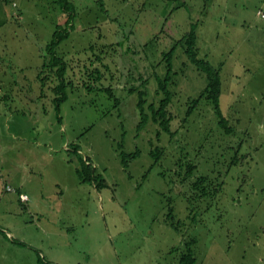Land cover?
Listing matches in <instances>:
<instances>
[{"label":"rangeland","instance_id":"obj_1","mask_svg":"<svg viewBox=\"0 0 264 264\" xmlns=\"http://www.w3.org/2000/svg\"><path fill=\"white\" fill-rule=\"evenodd\" d=\"M68 1L55 51L72 84L57 88L38 74L63 1L0 0V264H181L189 242L194 264H264V0ZM191 25L198 57L220 69L232 134L204 98L186 115L207 80L181 44L166 85L173 134L139 125L138 92L147 113L164 53ZM198 175L219 190L195 199Z\"/></svg>","mask_w":264,"mask_h":264},{"label":"trees","instance_id":"obj_2","mask_svg":"<svg viewBox=\"0 0 264 264\" xmlns=\"http://www.w3.org/2000/svg\"><path fill=\"white\" fill-rule=\"evenodd\" d=\"M63 1V10L67 13L66 16V22L65 26L57 25L55 27V30L52 33L51 37V44L48 46V50L50 49V58L47 62L43 64V68L41 72L38 74V78L41 80V84L43 85L48 80V76L50 74H53V76L57 80V88L63 87L65 84H72L71 81L65 80V74L67 73L66 69V63L63 61L61 57L57 54L55 49H57V45L64 39L67 38L69 35V32L71 30L72 21L74 19L75 13L73 10H71V4L68 0H60V4H62ZM104 10V9H103ZM105 12V11H104ZM192 26V25H191ZM178 44L185 46V53L188 57V60L192 65L195 66V68L204 74L207 83L204 89L200 92V95L198 98L193 99L191 102V106H189L186 115L189 116L194 108V106L197 104L199 99L204 98L207 100L213 108V114L217 120L218 126L223 129L227 134H232L233 130L232 127L229 125L227 118L224 116V113L221 110L220 107V94H221V87L222 82L219 75L220 69L210 64V62L206 59H202L198 57L197 54V47H196V33L194 30V27L192 26L190 28V31H188L185 35L182 36L181 39L177 41V43L166 53H164V60L166 61V74L164 78L159 81L158 88L156 92L160 95V92H162L163 95H161V99L157 101V103H150L147 107L149 112H145L144 107V93L143 91L138 92L139 99L137 102V108H138V114L140 116V124L143 125L147 123V121L151 120L154 124L158 125L159 130L161 132H166L169 137L173 134L170 128L171 120L173 119V116L168 111V107L171 104V93L166 89V85L168 82H171V74L172 72V56L174 54L175 48ZM119 45V43H117ZM98 59H101L100 56H96ZM96 73V79L99 80L101 77V72L98 69H95L90 72L91 77ZM95 77V76H94ZM89 84V83H88ZM90 86V85H89ZM91 87V86H90ZM88 87V88H90ZM109 96L113 97V89L112 87H106L103 88ZM129 92H132V88L128 90ZM115 102H120L118 98H114ZM175 133V132H174ZM163 152V150L156 149L151 151V155L158 157L159 154ZM135 153H131L129 155H125L124 153H121L122 162L125 163L126 157L133 158L135 157ZM235 163L233 160L231 164ZM197 169L196 164L188 162L186 163L185 168V175L183 178H181V181L183 182L185 180V177H190L193 172ZM213 179L215 178H208L206 176L198 175L196 178L190 182V188L192 190L191 194H193V197L196 198H203L210 195H214L220 188L221 184L215 183ZM215 185V186H214ZM170 216L172 215V208H170L169 211ZM186 254H183V256L180 259L181 264H194L196 261V258L193 257L192 253L190 252V242L186 245Z\"/></svg>","mask_w":264,"mask_h":264},{"label":"built area","instance_id":"obj_3","mask_svg":"<svg viewBox=\"0 0 264 264\" xmlns=\"http://www.w3.org/2000/svg\"><path fill=\"white\" fill-rule=\"evenodd\" d=\"M257 14H258L260 17L264 18V13H262L261 11H258ZM6 190H7V191H11V192H17V190H15V189H13V188H11V187H6ZM19 199H20L21 202H26V201L28 200V197H27L26 194H20V193H19Z\"/></svg>","mask_w":264,"mask_h":264},{"label":"crops","instance_id":"obj_4","mask_svg":"<svg viewBox=\"0 0 264 264\" xmlns=\"http://www.w3.org/2000/svg\"><path fill=\"white\" fill-rule=\"evenodd\" d=\"M7 187V186H6ZM11 188H13V187H11ZM15 190H17V192L16 193H20V194H26V193H24V192H21V191H19L18 189H15ZM8 192H10V191H8Z\"/></svg>","mask_w":264,"mask_h":264}]
</instances>
